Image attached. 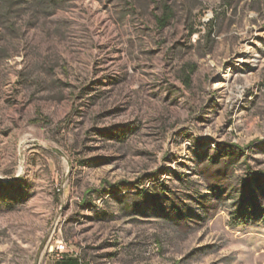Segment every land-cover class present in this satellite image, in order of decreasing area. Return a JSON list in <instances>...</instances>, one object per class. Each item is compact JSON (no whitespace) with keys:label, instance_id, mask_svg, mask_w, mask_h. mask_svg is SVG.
I'll list each match as a JSON object with an SVG mask.
<instances>
[{"label":"rangeland","instance_id":"1","mask_svg":"<svg viewBox=\"0 0 264 264\" xmlns=\"http://www.w3.org/2000/svg\"><path fill=\"white\" fill-rule=\"evenodd\" d=\"M60 250L264 264V0H0V264Z\"/></svg>","mask_w":264,"mask_h":264},{"label":"trees","instance_id":"2","mask_svg":"<svg viewBox=\"0 0 264 264\" xmlns=\"http://www.w3.org/2000/svg\"><path fill=\"white\" fill-rule=\"evenodd\" d=\"M28 1H30L33 4H36V3L38 4L39 2L43 0H28ZM67 1L69 0H52V5L63 7L65 6V3ZM160 8L162 9V14L157 16V21H158L159 26L161 28H164L169 25L171 19L175 16V11H174V8L167 3H162ZM194 71H195V66L192 67L191 73H193ZM187 81L188 82L191 81L190 73L187 76Z\"/></svg>","mask_w":264,"mask_h":264},{"label":"crops","instance_id":"3","mask_svg":"<svg viewBox=\"0 0 264 264\" xmlns=\"http://www.w3.org/2000/svg\"><path fill=\"white\" fill-rule=\"evenodd\" d=\"M45 264H89L85 262L78 254L73 252H65L62 258H55L47 261Z\"/></svg>","mask_w":264,"mask_h":264},{"label":"built area","instance_id":"4","mask_svg":"<svg viewBox=\"0 0 264 264\" xmlns=\"http://www.w3.org/2000/svg\"><path fill=\"white\" fill-rule=\"evenodd\" d=\"M60 249V248H59ZM65 252L63 250H60V252L57 254V258H62V255L64 254Z\"/></svg>","mask_w":264,"mask_h":264}]
</instances>
